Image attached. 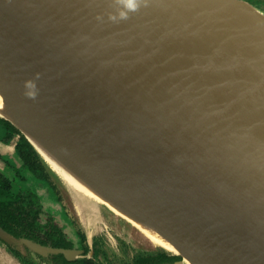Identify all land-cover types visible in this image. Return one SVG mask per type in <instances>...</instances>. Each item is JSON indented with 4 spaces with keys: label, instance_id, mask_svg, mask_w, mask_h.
I'll return each mask as SVG.
<instances>
[{
    "label": "water",
    "instance_id": "water-1",
    "mask_svg": "<svg viewBox=\"0 0 264 264\" xmlns=\"http://www.w3.org/2000/svg\"><path fill=\"white\" fill-rule=\"evenodd\" d=\"M122 8L0 0V118L173 246L162 264H264V13L148 0L111 21Z\"/></svg>",
    "mask_w": 264,
    "mask_h": 264
},
{
    "label": "rangeland",
    "instance_id": "rangeland-1",
    "mask_svg": "<svg viewBox=\"0 0 264 264\" xmlns=\"http://www.w3.org/2000/svg\"><path fill=\"white\" fill-rule=\"evenodd\" d=\"M245 1L251 3L259 9V11L264 13V0ZM7 130L11 131L10 128ZM7 154H12L15 160H19L16 154H14V143L7 146L0 144V179L2 176H8L12 173V168L14 167L12 166L13 163H19V161L11 159L7 161L9 159L6 156ZM1 158H5L8 164ZM43 163L45 164L44 161ZM44 171L48 180L57 191L60 205L65 208L69 218L73 221L74 228L85 235L86 239L84 245L90 247L91 254L96 252L95 259L98 262H103V264H133L138 258L154 255L157 251L166 253L170 257H176L172 253L155 247L156 245L148 240L142 233L126 223L121 217L112 213V211L105 206L100 208L101 221L98 224L90 226L89 221L91 220L90 218H92V216H90L92 214L90 213L91 210H86L87 207L82 205L78 199L74 197L64 186V183L60 181L47 165ZM44 201L47 211L51 210L52 213H55V216L62 219V222L68 221L63 215V212H61L62 209L58 206V202L54 197L47 196ZM83 206H85L86 209ZM47 213L51 214V212ZM11 249L19 253L21 258L30 259L37 264H48L45 263L47 261H45L44 258L29 251L27 248L23 247L17 249L2 240H0V264H23V262L13 254Z\"/></svg>",
    "mask_w": 264,
    "mask_h": 264
},
{
    "label": "trees",
    "instance_id": "trees-1",
    "mask_svg": "<svg viewBox=\"0 0 264 264\" xmlns=\"http://www.w3.org/2000/svg\"><path fill=\"white\" fill-rule=\"evenodd\" d=\"M0 122L12 131V133H5L3 143L11 141L14 135L19 136L15 152L19 159V163L21 162L20 164L13 163L12 166L14 167L12 168V173L8 176H2L0 179V226L14 237L20 238V236L25 234L26 230L24 229L25 226L22 221L28 219V217L21 218L19 216L30 214V219L32 214L38 212L34 210L32 206L40 200L38 195L40 189H45L52 196L54 194V188L44 173V168H46L47 164L45 163V165L43 163L44 160L41 159V156L14 126L1 118ZM4 162L7 163L6 161ZM8 169L10 170L9 167ZM13 184H15V186ZM38 207L40 208L39 205ZM11 224L18 225L23 229L13 228ZM75 235L80 239L79 244L82 245L86 239L85 235H79L78 233H75ZM55 246L60 247L61 245ZM13 252L17 257L21 258L19 253ZM56 260L59 264H79L67 262L62 255L57 256ZM173 260H175L173 257L168 256L166 253H162L156 257H144L140 259L137 264H162L172 262ZM21 261L23 264H35L29 259L21 258Z\"/></svg>",
    "mask_w": 264,
    "mask_h": 264
},
{
    "label": "flooded vegetation",
    "instance_id": "flooded-vegetation-1",
    "mask_svg": "<svg viewBox=\"0 0 264 264\" xmlns=\"http://www.w3.org/2000/svg\"><path fill=\"white\" fill-rule=\"evenodd\" d=\"M7 129H8V127L3 125L0 122V144L7 146L11 143H14V154H16L15 148H16L17 143L19 141V136L14 135V137L11 141H9L8 143H3V138H4L5 133L6 132L12 133V131H9ZM6 156L9 158V159L7 158L8 159L7 161H9L10 159L15 160L13 158L12 154H7ZM1 159L6 161L5 158H1ZM15 161H18V160H15ZM20 163H18V164H20ZM50 184L52 185L51 182H50ZM13 185L15 186V184H13ZM52 187L54 188V194L52 196L45 189H40V191L38 193L40 200L37 202L38 205L40 206V208L38 207L37 203L34 206H32V208L34 210L38 211L37 213L32 214L30 219H29L30 214L29 215L24 214L22 216H19L21 218L28 217V219L22 221L23 225L25 226L24 229H26L25 234H23L22 236H20V238H17V239H19V240H21V239L31 240V241L36 242L38 244H41L43 246L52 247V248H61V249H66V250H71V251H74V250L82 251L81 255H79L77 257V259H75V260L68 261L65 259L69 263L103 264V262H98L95 259L96 252L91 254L89 246L87 247L86 245H84V243H82V245L79 244L80 239L75 235V233H78L79 235H81L82 233L77 231L74 228L73 221L69 218V215L67 214L65 208L62 205H60V199L57 196V191H56L55 187L53 185H52ZM47 196L54 197V199H56V201L58 202V206L61 207V209H62L61 212H63V215L68 219L67 222L66 221L62 222V219L58 218V216H55L54 215L55 213H52L51 210L47 211L46 203L44 201V199ZM47 212H51V214H49ZM57 212L61 213L60 211H57ZM11 226H13V228H16V229L17 228L23 229L22 227H19L18 225H15V224H11ZM21 229H18V230H21ZM55 245H61V246L59 247V246H55ZM155 247H157V246H155ZM24 248H27V247H24ZM11 251L13 252L12 249H11ZM13 254L15 255L14 252H13ZM160 254H162V252L157 251L154 255H151L150 257H156ZM36 255H38V254H36ZM38 256H40V255H38ZM57 256H60V255H50L48 257H43V256H41V257L44 258L45 261H47L45 263L59 264V262H57V260H56ZM145 257H147V256H145ZM17 258H19V257H17ZM142 258H144V257L138 258L133 264H137L139 262V260ZM173 258L175 260L179 259L177 257H173ZM19 259L21 260V258H19ZM32 262H34V261H32ZM35 264H37V263H35Z\"/></svg>",
    "mask_w": 264,
    "mask_h": 264
},
{
    "label": "bare ground",
    "instance_id": "bare-ground-1",
    "mask_svg": "<svg viewBox=\"0 0 264 264\" xmlns=\"http://www.w3.org/2000/svg\"><path fill=\"white\" fill-rule=\"evenodd\" d=\"M7 112L8 109L0 96V114L4 115L7 114ZM38 150L42 156L41 158L47 164L49 169L60 179V181L64 183V186L74 195L75 198L78 199V201L82 205H85L87 207L86 209L85 206H83L86 210H91L90 213L92 214L90 216H92V218H90L91 220L89 221L90 226L98 224L101 221L100 208L102 206H105L110 211H112V213H115L117 216L121 217L126 223L131 225L133 228L137 229L157 247L169 253H172L173 255L178 254L177 250L173 246H171L166 240H164L161 236H159L154 230L144 226L141 222L130 218L129 216L121 212L119 209L115 208L112 204L97 195V192H95L88 184L79 179V177H77L73 172L65 169V167L62 166L57 160H55L45 151L41 150L39 147ZM184 264L191 263L185 261Z\"/></svg>",
    "mask_w": 264,
    "mask_h": 264
},
{
    "label": "clouds",
    "instance_id": "clouds-1",
    "mask_svg": "<svg viewBox=\"0 0 264 264\" xmlns=\"http://www.w3.org/2000/svg\"><path fill=\"white\" fill-rule=\"evenodd\" d=\"M115 4L123 5L122 9H118V14H109V19L113 22L126 21L130 18V13L138 12L142 6L148 5V0H114ZM29 98H35L34 94L27 93Z\"/></svg>",
    "mask_w": 264,
    "mask_h": 264
}]
</instances>
